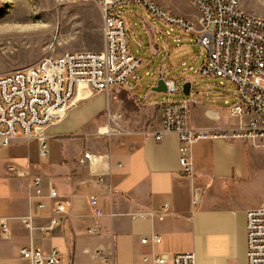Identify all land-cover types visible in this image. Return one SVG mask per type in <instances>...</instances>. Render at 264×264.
Instances as JSON below:
<instances>
[{
	"label": "crops",
	"instance_id": "0c3cea01",
	"mask_svg": "<svg viewBox=\"0 0 264 264\" xmlns=\"http://www.w3.org/2000/svg\"><path fill=\"white\" fill-rule=\"evenodd\" d=\"M195 26L200 30L201 17ZM180 31L182 39L194 36ZM177 41L182 43L180 38ZM104 48L103 38L97 51ZM160 65L161 70L153 73V86L160 74L170 77L165 64ZM122 90L123 95L132 96ZM207 97L213 99L212 94ZM193 101L200 105L202 119L192 123L198 129L232 124L227 114L213 110L202 98L195 96ZM140 109L136 116H149L142 125L133 121L141 127L134 128L129 137H86L78 144L63 140L54 149L56 160L48 166L26 163L29 167L23 171L9 166L14 173L9 177L0 173V218H7L9 225L8 232L0 234V264H33L21 255L27 244L57 248L62 253L60 264H149L143 261V254L166 255V264H173V257L182 252L194 253L196 264H248L247 211L264 207V160L254 158L256 142L244 138L201 140L193 148L194 175L187 176L178 161L179 137L164 133L158 140L155 133L162 130V114L154 106ZM95 130L91 128L90 134ZM90 141L93 147L88 146ZM118 143H124L126 152L118 151ZM12 155L26 158L25 152ZM92 157L98 161L93 162ZM98 174H106L107 189L94 187ZM52 187L57 189L56 199L49 196ZM92 193L97 194L104 212L99 217L90 207ZM40 202L46 207L42 209ZM59 203L65 206L60 225L44 232ZM96 224L100 235H90L88 229ZM154 232L160 236L159 242H141ZM96 250L104 251L109 259L96 256Z\"/></svg>",
	"mask_w": 264,
	"mask_h": 264
},
{
	"label": "built area",
	"instance_id": "2783aa9c",
	"mask_svg": "<svg viewBox=\"0 0 264 264\" xmlns=\"http://www.w3.org/2000/svg\"><path fill=\"white\" fill-rule=\"evenodd\" d=\"M63 1H83L101 7L105 48L45 56L32 65L0 74V141L4 145L20 137L30 138L39 128L44 130L63 122L83 89L101 92L106 84L124 85L129 81L143 64V58L130 51L123 9L126 5L141 4L155 18L189 35L201 32L197 42L208 55L200 73L205 77H222L232 90L238 89L239 98L230 93L226 104L233 114L245 118L240 135L256 142L254 155L264 160V17L245 10L241 0H188L200 12L202 29L198 30L189 19L171 13L153 0ZM165 70L163 66L162 71ZM165 80L169 91L182 92L174 80ZM188 105V99L175 98L172 113L187 122ZM41 154H47L46 143ZM189 155L181 146L184 163ZM35 185L38 187L39 181ZM249 213L248 264H264V207ZM25 222L29 225V219ZM56 226L57 221L53 220L43 231L51 232ZM91 229L101 232L98 224ZM8 230L7 218H0V234ZM153 238L161 239L158 234ZM101 253L109 257L104 251ZM21 255L33 264H60L62 259L57 248L44 249L33 244L22 247ZM143 261L166 264L168 257L144 255ZM173 264H196V256L191 252L178 253Z\"/></svg>",
	"mask_w": 264,
	"mask_h": 264
},
{
	"label": "rangeland",
	"instance_id": "374dc122",
	"mask_svg": "<svg viewBox=\"0 0 264 264\" xmlns=\"http://www.w3.org/2000/svg\"><path fill=\"white\" fill-rule=\"evenodd\" d=\"M155 1L171 13L176 14L174 10L181 11L182 15L191 17L195 24H200V12L190 1ZM241 4L248 12L264 17V0H241ZM123 15L128 28L130 51L134 54L140 52L143 64L120 88L126 89L131 95L146 96V106L150 109L158 104V100L170 95L178 99H188L187 116L193 127V122L197 123L202 119L199 115L200 105L193 101L195 96L202 98V102L213 110L228 114L226 100L232 90L231 84L222 77L200 75L208 55L207 50L197 42L201 32L190 34L194 35L191 38L182 39L179 37L182 35L180 29L155 18L141 4L126 5ZM192 20L190 21L193 22ZM199 29H202V24ZM103 38V14L98 4L63 0H0V74L27 67L45 56H58L78 50L97 51L103 46ZM161 62L165 64L166 72L177 85L182 87L184 79L192 82L189 96L183 92H154V86L150 88L153 73L161 70ZM207 94H212L213 99L210 100ZM105 97L102 92L83 89L71 110L73 120L68 115L63 122L45 128L41 133L36 132L30 139L18 144L12 142L4 146L0 143V173L9 177L14 174L9 172V166L23 171L29 167V163L39 167L48 166L56 160L54 149L63 140H66V144H78L86 137H92L93 140L104 138L90 134V129L105 125V103L122 108L117 93L111 92L107 101ZM124 112L126 121H135L139 125L149 116L147 113L143 117L136 116L142 109L131 105L129 100L124 103ZM119 127L128 128L122 122ZM43 143H46L45 156L41 154ZM88 146L93 147L91 141ZM14 151L25 152L26 158L13 156Z\"/></svg>",
	"mask_w": 264,
	"mask_h": 264
},
{
	"label": "bare ground",
	"instance_id": "6f19581e",
	"mask_svg": "<svg viewBox=\"0 0 264 264\" xmlns=\"http://www.w3.org/2000/svg\"><path fill=\"white\" fill-rule=\"evenodd\" d=\"M20 16V15H18ZM202 77H205L203 74L200 73ZM122 85L119 84H106L101 92L106 95L105 99L108 100L110 93H117L118 97L120 98V104L122 108L119 106L114 107L110 104L105 103V112L107 116V120L105 121V125L102 127H96V130L94 131V135L98 137H108L111 135H115V137H129L132 135V132L136 129L134 128H140L141 126L135 124L133 121L128 122L126 121L127 116L124 112V103L126 100H129V103L131 105L137 106V108H141V106H146L147 97L144 95H123ZM169 93H173L167 89ZM125 94V93H124ZM231 94L233 98H239L240 94L238 89L231 90ZM175 97L172 95L165 97L163 99L158 100V104L155 105L156 110L162 114V124L161 129L158 130L155 135L158 140H161L164 133H174L179 137L180 145L186 148L190 155L185 158L186 163L183 162L182 157H179V165L181 168V172L184 175L187 176H193L194 175V162H193V148L194 144L201 141V140H208V139H214V140H224L228 142H233L238 139H243L241 137L239 129L243 122L245 121V118H242L241 114L236 113L233 114L230 107L227 108V116L232 121L231 125H227L222 129H198L197 127H193L189 125L185 120H179L176 115L172 113V109L174 106ZM122 122L124 125L128 126V128L119 127V123ZM125 132V133H122ZM124 143H118L117 149L118 151L126 152L124 147ZM255 160H262L258 156H254ZM85 159V158H84ZM93 162H97V158L92 157ZM121 166V165H120ZM110 167V166H109ZM107 167V168H109ZM94 187L107 189V182H106V174H98L96 175V178L94 180ZM49 196L52 199H56L58 197V192L55 187H52L49 191ZM39 205L43 208L46 207V204L43 202H40ZM90 207L92 209L93 214L96 217H99L103 215V209L99 205L98 196L96 193H92L90 197ZM65 211V206H63L61 203H59L56 207V216L52 218L48 225L52 223L53 220L57 221V225H60L61 223V217L59 216L61 213ZM159 219H163V215L158 216ZM150 219H154L152 216H150ZM250 220V213L247 211V224ZM88 233L90 235H100V232L93 231L91 228L88 229ZM157 233H152L150 236L142 237L141 242L143 244L147 243H157L160 240H157L153 238V235ZM146 239V241H144ZM102 250H96L95 255L101 256L103 259L108 260L109 257L103 255L101 253ZM178 254V253H177ZM149 255V254H143ZM142 256V257H143ZM151 256V255H149Z\"/></svg>",
	"mask_w": 264,
	"mask_h": 264
},
{
	"label": "water",
	"instance_id": "95a60500",
	"mask_svg": "<svg viewBox=\"0 0 264 264\" xmlns=\"http://www.w3.org/2000/svg\"><path fill=\"white\" fill-rule=\"evenodd\" d=\"M167 89H168V87L166 84V80L163 77V75H161L160 80L157 82V85L152 88V90L155 92H165V91H167ZM191 91H192V82L191 81L185 82L184 85L182 86V92L186 96H189L191 94ZM37 131L39 133H41L43 131V129L39 128Z\"/></svg>",
	"mask_w": 264,
	"mask_h": 264
},
{
	"label": "trees",
	"instance_id": "16d2710c",
	"mask_svg": "<svg viewBox=\"0 0 264 264\" xmlns=\"http://www.w3.org/2000/svg\"><path fill=\"white\" fill-rule=\"evenodd\" d=\"M161 75H163V74H161ZM165 79H167V80H173L172 78H170V77H168V78H166L165 76H163ZM188 81V79H184V82H187ZM153 86V84H151L150 85V88Z\"/></svg>",
	"mask_w": 264,
	"mask_h": 264
}]
</instances>
